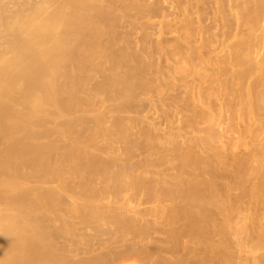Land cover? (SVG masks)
<instances>
[{
	"label": "bare ground",
	"instance_id": "obj_1",
	"mask_svg": "<svg viewBox=\"0 0 264 264\" xmlns=\"http://www.w3.org/2000/svg\"><path fill=\"white\" fill-rule=\"evenodd\" d=\"M0 42V264H264V0H0Z\"/></svg>",
	"mask_w": 264,
	"mask_h": 264
},
{
	"label": "rangeland",
	"instance_id": "obj_2",
	"mask_svg": "<svg viewBox=\"0 0 264 264\" xmlns=\"http://www.w3.org/2000/svg\"><path fill=\"white\" fill-rule=\"evenodd\" d=\"M13 4H14V3H12V4L10 5V3H9L10 8H12V11L16 10V8H17V7H16V4H15V5H13ZM9 5H8V6H9ZM13 6H15V7H13ZM13 9H14V10H13ZM10 10H11V9H10ZM10 10H9V11H10ZM8 13H9V12H8ZM1 40H2V39H1ZM0 43H2V42H0ZM64 96H67V95H64ZM68 97H69V96H68ZM260 134H261L262 136L260 135V138H259V139H261V141H262V140L264 139V137H263V136H264V132H263V133H260ZM253 176H254V175H253ZM251 177H252V176H251ZM255 179H256V178H255ZM32 183H33V182H31V185H29L30 183H29V184H28V183H23V184L21 183L22 185L19 183L21 186L18 185L19 187L17 186L16 191H19L20 189H21L20 191H22V190H24V189H27V186H28V188L31 187V186H32ZM24 184H26V185H24ZM33 184H34V183H33ZM54 184H56V183H54ZM54 184H53V185H54ZM46 185L49 186L48 183H47ZM44 186H45V185H44ZM47 186H46V187H47ZM16 191H15V192H16ZM263 206H264V205H263ZM262 219H263V218H262ZM262 221H263V220H262ZM262 252H263V251H262Z\"/></svg>",
	"mask_w": 264,
	"mask_h": 264
}]
</instances>
